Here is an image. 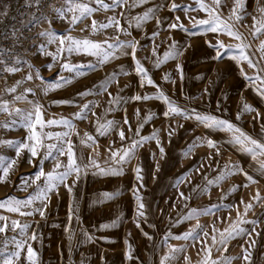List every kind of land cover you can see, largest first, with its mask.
<instances>
[{
  "label": "rangeland",
  "instance_id": "374dc122",
  "mask_svg": "<svg viewBox=\"0 0 264 264\" xmlns=\"http://www.w3.org/2000/svg\"><path fill=\"white\" fill-rule=\"evenodd\" d=\"M83 2V0H82ZM110 4L111 0H104ZM131 3V0H129ZM173 0H148L146 4L139 5L135 8L115 10L100 9L92 13L82 23L76 25L71 24L72 14H67L64 18H58L57 12L49 18L51 20V28L59 34H67L78 39L88 38L93 41L102 42L110 37L118 36L122 41H131L133 39L139 41L136 50V58L141 64L148 69L152 79L159 85L163 91L177 104L189 109H196L198 112L216 115L220 118L227 119L237 127H240L245 133L253 138H261V126L264 125V99H262L252 87L249 81L240 75V68L243 67L249 75H255L256 70L248 67L246 62L237 65L230 58H224L220 61L213 60L215 50L209 46L216 44L217 40L223 41L225 45L236 44L238 41L225 34L206 33L190 35L179 29H168V23L179 17L181 23L187 28L197 31L192 27V20L207 18L204 11H189L187 15L180 9L175 12L169 10V5ZM178 5H191L196 7L195 0H174ZM205 3H211V0H205ZM234 0H223L220 6V13L227 19L233 8ZM64 0H61V7ZM96 8L95 3L90 5ZM259 7H264V0H245L244 18L239 22V31L246 37L250 44V53L254 61H259L264 65V61L260 60V52L258 51L260 42L264 40V34L258 39H253L250 34V28L245 27L253 24V16H260ZM148 8H157V16L163 22L158 29L156 20L151 19L137 28L135 20L129 24V19L137 15L143 14ZM127 11L125 17H121L122 11ZM115 16L120 20L121 28L127 29V32L117 31L116 27H109L105 30L93 33L91 31L92 21L95 20L97 25L105 24L110 17ZM1 25V23H0ZM47 23L43 24L42 30L48 28ZM159 32L155 37V41L150 38L153 32ZM177 41L181 46L185 47L183 55L179 60H169L161 65L159 69L153 67V48L158 46L157 54H162L167 50L172 40ZM111 42V41H110ZM39 44H47L44 38L40 39ZM190 45V47L188 46ZM57 44L47 45L49 52H56ZM131 52V49H128ZM67 57L68 61L73 65H89L96 63V57L86 53H73ZM63 62V58H61ZM53 63L52 57L35 52L31 68L24 71L10 74L7 81L3 82V88L0 92V98L6 100L9 95H20L25 89L31 88L32 93H27V100L38 102L43 106L44 119H72L74 114L81 110V107L89 102L94 105L89 111L86 119H73L75 124V133L71 136L73 144L76 146L75 151L82 163L87 164L89 157L92 156L102 166L107 159L108 149H119L127 147L133 139H139L140 136H150L153 131L159 130L160 146L165 150L163 158L161 157L159 147L156 140L144 142L142 146L136 149L135 158L124 167L123 173L118 175L97 176L92 174V170L83 176L80 182L73 190L74 197L78 201V217L73 219L69 224V203L71 197L67 189L61 185L56 192L50 194L49 206L47 209L46 219L36 214L34 216H20L18 213H9L7 210L0 209V214L8 216L11 219L20 220L21 222L31 223L32 229L37 228L40 234V240L33 242L32 246L37 249L40 254L41 264H159L160 258L169 251L167 245L163 243L165 235L170 231L173 236H179L182 233L196 228V225H202L203 231L208 233V237L203 236L201 229L196 231L201 233L198 241H185L183 239H169L168 244L186 250L177 255L173 264H202L206 258L204 251V241L211 246V236L213 235V226L219 231H223L232 221L237 219V213L244 214L245 204L251 202L253 207L246 215L247 220H258L255 231L252 232L251 240L255 241L253 247H249V237H237L228 244L227 251L223 253L217 252L213 247L211 259H231L230 264H246L241 258L243 252L241 246L248 249L251 253V264H264V203L254 201L252 197L259 193L264 198V176L259 175L254 168L258 167L255 161L240 151L237 147L228 144L226 141L230 138V134L226 132L214 131L200 125L194 119L186 120L182 116L170 115L165 117V105L159 100L134 101L122 104L120 110L105 112L109 108V93L116 96L118 93L125 98L135 94L143 95L145 93L152 94L157 91L153 86L145 83L144 87H140L139 77L136 75L134 61L131 55L122 56L113 60L102 67L92 71H86V75L74 78L71 84L63 88L44 92V82H53L61 74L66 78H73L74 73L64 71L61 73V63H56L51 70L47 65ZM177 63L183 66L184 80L181 82L180 76L176 71ZM123 67L128 74L118 75L117 79L112 82L107 91L100 92L97 89L96 94L87 95L83 98L78 93L84 92L86 89H92L103 81L110 73L118 72ZM39 69L41 79L36 78L35 70ZM229 70L228 73H226ZM32 73L33 79L28 80L27 76ZM171 73L175 84L162 80L164 73ZM202 77V78H197ZM22 83L17 86V82ZM2 81L0 80V84ZM16 87L15 93H8L6 89ZM208 89V94H204V90ZM123 89V91H120ZM186 97L191 99H186ZM74 101L73 104H56L55 101ZM12 101V100H11ZM219 102V109H217ZM248 103L255 111L244 114L237 120V112L240 110L242 103ZM28 109L31 107L26 101H15L10 104V108ZM137 110L139 114L137 115ZM95 112V116L92 115ZM152 114L151 119H146ZM257 112L259 115H257ZM5 118L0 120V125L7 123L14 117H9L4 113ZM127 117L128 123H124ZM100 119L101 123L108 120L118 121L119 128L125 133L126 140L121 141L119 137V129L113 130L108 135L100 136L96 132V121ZM146 121V122H145ZM143 122L139 136L135 135L136 129ZM182 125V127H180ZM131 126V131L129 130ZM175 129L174 134L169 141V131ZM63 126H52L45 128V132H62ZM78 133V135L76 134ZM95 138L93 147L81 143L82 139H86L84 134ZM28 135L23 128L12 130L10 127H0V141H23ZM208 137L217 142V147L209 148L206 143H198L188 156L182 153L192 145L196 138ZM53 143L54 141H46ZM217 149L219 155H217ZM98 154V155H97ZM43 155L33 160L32 164L28 163L30 153L24 150L17 160V164L10 172L9 178L0 182V200H4L9 196L18 199H26L36 190L33 184L26 191L21 190L18 185L21 184V177L31 176L38 170L40 159ZM0 156L16 159V152L7 145L0 144ZM211 157V159H210ZM65 164L67 157L60 158ZM264 159V158H261ZM240 164L249 175L253 176L255 183L247 181L246 177L241 173H235L227 176L226 179L220 181L217 185H209L207 181L214 180L224 168V165ZM139 165L142 168L144 187L140 188L139 182L135 178L133 169ZM159 165V170H157ZM198 167L199 171H191ZM43 168L45 172H49L53 168L51 160L44 161ZM184 173H189L184 182L176 185L178 177ZM207 177V180H205ZM75 177H69L67 183L71 184ZM43 184V179L37 182ZM248 186L245 187L244 185ZM239 186L236 191H231L234 186ZM199 186V187H197ZM140 188V195L146 205V218L136 217V201L133 197V189ZM196 188L197 191L193 192ZM115 193V197L111 200L103 201L99 204L94 203L100 193ZM183 193L185 197H190L187 201L180 197ZM226 197V198H223ZM223 198V199H222ZM244 203H241V201ZM187 204V207H185ZM231 205L215 210L210 215H199L190 220H184L181 223H175L181 216L187 215L191 209L204 210L213 205ZM38 206V202L37 205ZM30 211L31 209H24ZM113 221L116 226L112 227ZM139 222L140 227H137ZM101 225H109V227L101 228ZM68 227L73 231L71 243L68 240V233L65 228ZM249 231H252L251 224L244 225ZM30 229L29 231L31 232ZM86 230L92 237L89 242L85 239L83 232ZM143 233H147L152 239L149 240ZM257 233H259L257 235ZM8 237L14 235L12 231L6 233ZM219 238V233H216ZM4 240V234H0V242ZM125 240L132 246V256L134 259H126L125 254L127 246ZM2 246V244H0ZM9 251L14 250L9 245ZM185 257L188 260H185ZM19 264H24L23 255Z\"/></svg>",
  "mask_w": 264,
  "mask_h": 264
},
{
  "label": "snow or ice",
  "instance_id": "6c2138e0",
  "mask_svg": "<svg viewBox=\"0 0 264 264\" xmlns=\"http://www.w3.org/2000/svg\"><path fill=\"white\" fill-rule=\"evenodd\" d=\"M148 0H111V3H105L104 0H64L63 7L55 8L54 11L57 12L58 18H64L67 14L71 13V24L76 25L77 23H82L86 18L90 17L93 12L100 9L115 10L117 8L128 9L135 8L139 5L146 4ZM95 3L96 8L91 7L90 5ZM223 0H211V3H205V0H195L196 7L191 5H178L173 2L169 5V10L175 12L177 9L182 10L186 15L189 11H204L207 14V18L196 20L195 18H190L192 20V27L197 29L193 31L192 29L187 28L183 23L179 22L180 18L177 16L175 20L168 23V29H179L190 35L197 34H206V33H217L225 34L234 40L238 41L236 44L225 45L223 41L217 40L216 44H211L209 46L215 50V55L212 57L213 60L220 61L224 58H230L237 65H241L243 62H246L248 67L256 70L255 75H249L245 72L244 68H240V75L244 77L245 80L249 81V86L254 89V91L264 99V65L259 61H254L252 54L250 53V44L247 42L246 37L238 30L239 22L244 18V8L245 0H234L233 8L231 9L230 15L225 19L220 13L219 9ZM259 4V0H257ZM25 5L29 8H35V11L29 14L28 20H21L20 27H13L9 30H0V76H3L4 73L14 74L21 70V65L27 64V61L23 60L21 54L17 53L15 49L17 47H22L24 41H35L38 37L44 38L47 44H33L36 47L37 51L44 55H49L52 57L53 63L47 65L48 69L51 70L54 64L61 63V73L64 71L74 73L73 78H66L62 74L53 82H44V92L47 94L50 91H54L59 88L71 84L74 78H79L85 76L87 71L95 70L103 65L119 59L122 56L131 55L132 60L134 61V71L139 77L140 87L143 88L145 83L150 86H153L157 89L155 93L143 95L135 94L131 97L120 96L119 93L116 96H112L109 93V108L105 112H111L115 110H120L122 104L134 101H148V100H159L166 107L163 115L169 117L170 115L182 116L186 120L194 119L200 125H203L205 128L226 132L230 134V138L226 141L228 144L237 147L238 151L247 154L252 161H255L258 167H255L254 170L261 176H264V136L261 138H253L252 136L245 133L240 127H237L235 124L230 122L227 119L220 118L216 115L206 114L198 112L196 109H189L182 107L171 99L163 89L156 84L149 74L148 69H146L136 58V50L139 45V41L133 39L131 41H122L118 36L110 37L102 42L93 41L88 38L78 39L67 34H59L51 28V20H49L41 11L43 6V0H25ZM7 6H5V11L0 12V16H7ZM157 8H148L143 14L131 17L129 19V24L133 20L136 22V27L140 28L144 23H147L151 19L156 20L157 28L161 27L163 23L157 16ZM260 16H253V24L251 26H246L250 28V34L253 39H258L260 35L264 34V7H259L258 9ZM127 11H122L120 13L121 17H125ZM47 23L48 28L41 30L36 34V36L25 35L26 32H31L33 28L42 26ZM115 26L117 31L127 32V29L121 28L120 20L115 16L110 17L108 22L105 24L97 25L95 20L92 21L91 31L96 33L98 31L105 30L109 27ZM159 35V32H153L150 37L155 41V37ZM172 40L171 37H169ZM4 40H11L12 47L5 48L3 46ZM111 41V42H110ZM57 44L56 52H49L47 50V45ZM190 47V45H188ZM158 46L153 48V56H156V59L152 62L153 67L159 69L162 64L167 63L169 60H179V57L183 55V51L186 50L185 47L181 46L177 41L172 40L171 44L168 45L167 50L162 54V56L157 54ZM128 49H131V52H128ZM27 51V49H25ZM258 51L260 52V60L264 61V40L260 42ZM86 53L88 55L96 57L95 64L89 65H73L71 64L67 57L64 56L66 53L67 56H71L73 53ZM63 58V62H61ZM31 68V65H28ZM176 71L180 76L181 82L184 80V71L183 66L177 63ZM128 74L127 70L123 67L120 68L118 72L110 73L106 78L101 81L98 85H95L92 89H86L84 92L78 93V96L81 98L97 93V89L100 92L107 91L109 85L114 82L118 75ZM35 76L38 79H41L43 82V77L40 76L39 69L35 70ZM202 78V77H197ZM28 80L33 79V75L30 72L27 76ZM162 80L165 82H171L175 84V80L172 79L171 73H164ZM22 83L21 81L17 82V86ZM8 93H15L16 87H11L6 89ZM120 91H123L121 89ZM31 88L25 89V92L20 95H14L12 101L4 100L0 98V112L7 113L9 117H14L10 119L7 123L0 125V127L11 128L12 130L23 128L27 131L28 135L23 141H0V144L7 145L9 148H12L16 152V159H11L7 157L0 156V182H4L9 178L10 172L14 169V166L17 164V160L20 157L21 153L24 150H27L30 153L28 160L29 164L33 163V160L38 156H41V150H43V155L40 159L38 170L28 177H21V184L18 185L21 190L26 191L33 184L36 185V190L31 193L26 199H18L13 196H9L4 200H0V209L7 210L9 213H18L20 216H34L38 214L41 219H46L47 209L50 201V194L56 192L58 195V188L63 185L71 197L69 203V214L68 220L69 224L75 219H79L77 213L79 209L78 201L74 197L73 190L80 180L88 173V170H92L93 175L97 176H109V175H118L122 174L124 167L129 164L136 155V149L143 145L144 142L149 140H156L157 146L159 147L161 157L163 158L165 150L160 146L159 140V130L153 131L150 136H140L139 139H133L131 144L127 147H121L119 149L109 148V155L102 166L96 159L92 156L89 157V162L87 164L82 163L80 157L77 156L75 151V145L72 142L71 136L75 133V124L73 119H86L89 111H91L94 106L92 102L86 103L81 107V110L74 114L72 119L60 118V119H44V109L41 104L34 101L27 100V93H32ZM204 94H208V89L204 90ZM186 99H191L186 97ZM15 101H26L31 105L28 109H18L10 108V104ZM56 104H73L74 101H55ZM217 109H219V102H217ZM255 109L248 103H242L240 110L237 112V120H239L244 114L251 113ZM139 110H137V115ZM92 115H96L95 112H92ZM257 115L259 113L257 112ZM152 114L149 112V115L146 119H151ZM146 122V121H145ZM124 123H128L127 117L124 118ZM52 126H63L65 129L62 132H45V128H50ZM143 127V122L136 129L135 135L139 136L140 129ZM182 127V125H180ZM119 129V137L121 141H125L127 138L125 136L122 128H119L118 121L108 120L104 123L100 122L98 118L96 121V132L100 136L108 135L111 131ZM131 131V126H129ZM175 129H171L168 133L169 141L171 136L174 134ZM261 133L264 134V125L261 126ZM78 135V133H76ZM86 139H82L81 143L87 144L88 147H93L95 144V138L88 133L84 134ZM54 141L53 143H47L46 141ZM198 143H206L209 148L217 147V142L211 138L197 137L196 141L192 145H189L182 155L188 156L191 154L192 150ZM98 155V154H97ZM217 155H219V150L217 149ZM67 157V163L65 164L60 158ZM211 159V157H210ZM51 160L53 162V168L49 172H45L43 168L44 161ZM157 170H159V165H157ZM199 171V168L189 169L191 171ZM134 174L136 180L140 184V188L144 187L143 184V175L142 168L137 165L134 169ZM189 173H184L181 177L177 178L176 185L184 182L185 178ZM235 173L243 174L247 181L255 183L252 175H249L248 172L240 165H224V168L221 170L220 174L214 179L209 180L207 183L209 185H217L223 179H226L227 176L233 175ZM74 176L71 184H68L67 181L69 177ZM43 179V184H38V181ZM207 180V177H205ZM245 187L248 185L245 184ZM199 187V186H197ZM239 186H234L231 191H236ZM140 188L133 189V197L136 201V217L146 218L145 209L146 205L143 202V197L140 195ZM197 189L194 188L193 192H196ZM115 193L103 192L98 195L97 200L94 203L99 204L106 200H111L115 197ZM180 197L185 201L190 199V197H185L183 193H180ZM226 198V197H223ZM222 198V199H223ZM254 201H261L264 203V198H261L259 193L256 196L252 197ZM38 206H34L37 205ZM241 203H244L242 200ZM187 207V204H185ZM224 207H231V205H213L204 210L191 209L187 215H183L175 223H181L184 220H190L198 217L199 215H210L213 214L215 210ZM253 207L251 202L245 204L244 214L237 213V219L232 221L227 228L222 232L219 229H216L213 226V235L211 236L212 244L209 246L207 244V239L204 241V251L206 258L202 264H230L231 259L234 258H223L212 260L211 252L214 247L217 252L223 253L227 251L228 244L231 240L237 237L247 236L249 237V247H253L255 244L254 240H251L252 232L255 231L256 226L258 225V220H247L245 217L248 211ZM24 209H31L30 211H25ZM246 224H251L253 226L252 231H249L244 227ZM112 227L116 226V222L113 221ZM101 228L109 227V225H101ZM137 227L139 228V222H137ZM39 225L37 224L36 229H32L31 223L21 222L20 220L11 219L8 216L0 214V234H4V240L0 242V264H19L21 257L23 255L24 264H41L40 254L37 249H34L32 244L35 241L40 240V234L38 232ZM30 229L31 232L29 231ZM196 229H201L203 231V226L197 224L196 228L190 229L189 231L182 233L179 236H173L169 231L163 240V243L167 245L169 251L166 255L160 258L159 264H173V261L176 259L177 255L181 252H184L186 248L184 247H174L168 244L169 239H183L185 241H198L200 240L201 233L196 231ZM12 231L13 236L8 237L6 233ZM65 231L68 233V240L71 243L73 238V231L68 227L65 228ZM216 233H219V238H217ZM149 240L152 239L151 236H148L147 233H143ZM259 233H257L258 235ZM83 235L87 241H91L92 237L84 230ZM203 236L208 237V233L203 231ZM127 246V251L125 254L126 259H134L132 256V246L125 240ZM9 245H12L14 250L9 251ZM243 256L241 257L246 264H251V253L248 249L241 246ZM187 261L188 258L185 257Z\"/></svg>",
  "mask_w": 264,
  "mask_h": 264
},
{
  "label": "built area",
  "instance_id": "2783aa9c",
  "mask_svg": "<svg viewBox=\"0 0 264 264\" xmlns=\"http://www.w3.org/2000/svg\"><path fill=\"white\" fill-rule=\"evenodd\" d=\"M5 6H7V16H2L0 19V23H5L6 25L1 30H11L13 27H20V21L21 20H28L29 14L33 11H35V8H29L25 5V0H21L20 2H17V0H0V10L3 12L5 11ZM61 7V0H43V6H42V13L49 19L52 14H55L56 11H54L55 8ZM42 26L35 27L32 29L31 32H26L25 35L28 36H36L38 32L42 30ZM41 38H37L35 41H24L22 47H17L15 51L19 54H21V57L23 60L27 61V64L21 65V71H24L25 69L29 68L28 65H31L33 62V56L35 52L37 51L36 47L33 46V44L39 45ZM3 46L5 48H11L12 47V41L11 40H4ZM27 49V51H25ZM10 76V73H4L3 76H0V80L2 83L0 84V92L3 88V82L7 81ZM6 100L11 101L12 97L7 96ZM5 118L4 113L0 112V120H3Z\"/></svg>",
  "mask_w": 264,
  "mask_h": 264
},
{
  "label": "bare ground",
  "instance_id": "6f19581e",
  "mask_svg": "<svg viewBox=\"0 0 264 264\" xmlns=\"http://www.w3.org/2000/svg\"><path fill=\"white\" fill-rule=\"evenodd\" d=\"M21 0H17V2H20ZM6 25V22L5 23H2V25L0 26V30Z\"/></svg>",
  "mask_w": 264,
  "mask_h": 264
},
{
  "label": "crops",
  "instance_id": "0c3cea01",
  "mask_svg": "<svg viewBox=\"0 0 264 264\" xmlns=\"http://www.w3.org/2000/svg\"><path fill=\"white\" fill-rule=\"evenodd\" d=\"M0 12H2V11L0 10ZM1 18H2V16H0V19H1ZM1 25H2V23H1ZM1 25H0V26H1ZM228 72H229V70H228L226 73H228Z\"/></svg>",
  "mask_w": 264,
  "mask_h": 264
}]
</instances>
